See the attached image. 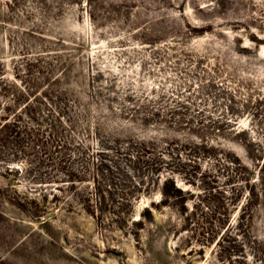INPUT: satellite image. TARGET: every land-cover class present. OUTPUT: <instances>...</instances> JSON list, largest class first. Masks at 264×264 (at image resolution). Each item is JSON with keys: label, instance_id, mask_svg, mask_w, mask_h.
<instances>
[{"label": "rangeland", "instance_id": "obj_1", "mask_svg": "<svg viewBox=\"0 0 264 264\" xmlns=\"http://www.w3.org/2000/svg\"><path fill=\"white\" fill-rule=\"evenodd\" d=\"M0 76L94 148L195 134L240 162L185 151L173 176L185 201L143 196L132 218L154 203L153 221L137 239L71 200L30 218L8 200L36 187L0 168V264H264V212L243 215L235 176L264 157V0H0Z\"/></svg>", "mask_w": 264, "mask_h": 264}, {"label": "trees", "instance_id": "obj_2", "mask_svg": "<svg viewBox=\"0 0 264 264\" xmlns=\"http://www.w3.org/2000/svg\"><path fill=\"white\" fill-rule=\"evenodd\" d=\"M0 99H4L0 100V168L9 176L16 174L17 183L23 181L36 187L30 190L29 196L15 191V197L8 202L35 220L54 213L60 205L73 209L71 203L67 204L71 200L98 225L107 224L120 230L132 228L136 230L133 236L137 239L143 221H153L150 207L154 203L142 209L138 220L132 218L135 204L143 196L158 192V204L163 207L169 201L174 205L185 201L173 179L183 169L185 151L193 152V155H185L189 162L208 159L225 168L237 164L240 167L237 158L217 153L211 143L195 134L170 141H165L164 135H154L158 138L148 141L131 136H123L122 140L115 137L106 146L96 138L94 148L88 136L84 141L73 138L67 131V122L48 123V114L43 115L36 108L38 102H25L20 106L18 99L9 95L2 76ZM58 107L65 113V104L55 105L56 109ZM54 113L59 117L57 111ZM120 127L125 130L124 126ZM235 176L243 183L239 188L242 193L239 200H245L243 215H249L256 206L264 212V157L256 159L250 168L236 170ZM230 205L224 207L226 217Z\"/></svg>", "mask_w": 264, "mask_h": 264}, {"label": "water", "instance_id": "obj_3", "mask_svg": "<svg viewBox=\"0 0 264 264\" xmlns=\"http://www.w3.org/2000/svg\"><path fill=\"white\" fill-rule=\"evenodd\" d=\"M52 216H53V214L50 213V214L46 215V216L44 217V219H49V218H51Z\"/></svg>", "mask_w": 264, "mask_h": 264}]
</instances>
